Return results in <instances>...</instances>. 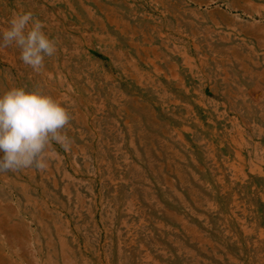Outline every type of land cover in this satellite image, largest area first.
Returning a JSON list of instances; mask_svg holds the SVG:
<instances>
[{
  "label": "rangeland",
  "instance_id": "obj_1",
  "mask_svg": "<svg viewBox=\"0 0 264 264\" xmlns=\"http://www.w3.org/2000/svg\"><path fill=\"white\" fill-rule=\"evenodd\" d=\"M25 11L57 42L39 71L2 41ZM172 62L264 107V0H0V94L39 90L71 115L47 169L0 170V264H264L232 206L184 190L172 143L217 107L182 108Z\"/></svg>",
  "mask_w": 264,
  "mask_h": 264
},
{
  "label": "crops",
  "instance_id": "obj_2",
  "mask_svg": "<svg viewBox=\"0 0 264 264\" xmlns=\"http://www.w3.org/2000/svg\"><path fill=\"white\" fill-rule=\"evenodd\" d=\"M170 67L166 76L176 84L172 95H182L181 100L175 99L182 108L197 107L203 111L209 105L217 107L213 117L196 119L199 130L191 129L190 136L182 138V150L176 148L177 141L172 143L174 157L183 156V161L174 165H182L189 176L183 180L184 190L196 191L199 183L200 197L205 192H214L216 199L210 196L197 199L194 195L197 199L194 203L206 204L213 210L221 201L224 206H232V220L241 223L251 238L256 236L264 242V107L260 101L263 97L235 94L227 88L230 84L224 83L225 79L196 72L194 63L188 76L176 69V62L170 63ZM224 84V90L220 89ZM249 100L257 107H252ZM208 173L211 181L205 180Z\"/></svg>",
  "mask_w": 264,
  "mask_h": 264
},
{
  "label": "clouds",
  "instance_id": "obj_3",
  "mask_svg": "<svg viewBox=\"0 0 264 264\" xmlns=\"http://www.w3.org/2000/svg\"><path fill=\"white\" fill-rule=\"evenodd\" d=\"M2 41L17 46L23 63L36 71L57 51V42L30 11L13 15ZM70 119L64 103L42 91L13 87L0 94V170L47 169L60 158L53 144L71 147L64 132Z\"/></svg>",
  "mask_w": 264,
  "mask_h": 264
},
{
  "label": "bare ground",
  "instance_id": "obj_4",
  "mask_svg": "<svg viewBox=\"0 0 264 264\" xmlns=\"http://www.w3.org/2000/svg\"><path fill=\"white\" fill-rule=\"evenodd\" d=\"M41 208V207H40ZM8 256V255H7ZM22 258V257H21ZM2 259V258H1Z\"/></svg>",
  "mask_w": 264,
  "mask_h": 264
}]
</instances>
